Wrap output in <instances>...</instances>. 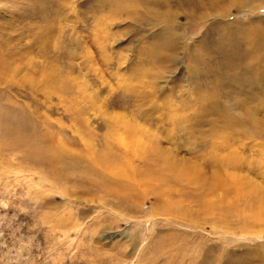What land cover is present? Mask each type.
<instances>
[{
    "label": "rangeland",
    "instance_id": "1",
    "mask_svg": "<svg viewBox=\"0 0 264 264\" xmlns=\"http://www.w3.org/2000/svg\"><path fill=\"white\" fill-rule=\"evenodd\" d=\"M179 2L0 0V264H264V0Z\"/></svg>",
    "mask_w": 264,
    "mask_h": 264
},
{
    "label": "bare ground",
    "instance_id": "2",
    "mask_svg": "<svg viewBox=\"0 0 264 264\" xmlns=\"http://www.w3.org/2000/svg\"><path fill=\"white\" fill-rule=\"evenodd\" d=\"M64 1V0H63ZM149 1V0H148ZM157 2H161L162 4L165 3V0H156ZM203 1H207V6H210L208 8V10H204L203 12L200 13V16H206L209 12L210 9L214 8V0H203ZM221 1H228L229 4L231 2H239V0H221ZM243 1V0H242ZM246 1V0H244ZM122 2V1H121ZM136 2V1H135ZM138 2V1H137ZM252 2V1H251ZM153 3V1H152ZM175 3L179 6H182L181 3L179 2V0H175ZM204 3V2H203ZM203 3H201L203 5ZM228 4V5H229ZM123 5V4H122ZM128 5V4H126ZM126 5H124L125 7H127ZM138 5V4H137ZM224 5V4H223ZM234 5V4H233ZM236 5V4H235ZM124 6H122L123 8H125ZM142 6V5H141ZM165 6V5H164ZM206 6V8H207ZM230 6V5H229ZM242 6V5H241ZM150 7V6H148ZM249 7V6H248ZM146 8V7H144ZM182 8V7H181ZM198 8V7H197ZM253 8V7H252ZM184 9V8H183ZM146 10V9H145ZM148 10V9H147ZM150 10V9H149ZM253 10V9H252ZM145 14V11H143ZM148 12V11H146ZM212 13V12H211ZM227 14V13H226ZM146 15V14H145ZM187 16H191V14L187 15ZM147 17V16H146ZM241 23H243L244 25L239 26L238 24L241 25ZM240 21H234V23H229L227 26L222 27L221 25V33L222 36L227 40V46L228 44L231 45V48L236 47V41L241 43L240 41V37L244 39V44L243 48H244V52L245 54H247V56L249 58H254L257 56V58L260 56L259 52L263 49L264 47V24H250L248 22H241ZM169 28V27H168ZM167 29V28H166ZM169 31V30H167ZM164 32V31H163ZM166 32V30H165ZM162 33V32H161ZM165 34V33H164ZM173 34V33H172ZM232 34V36H231ZM173 36H177V35H173ZM172 36V37H173ZM177 38V37H174ZM173 38V39H174ZM179 40V39H178ZM240 40V41H239ZM157 43V42H156ZM238 44V43H237ZM226 46V47H227ZM238 47V46H237ZM227 49V48H226ZM225 50V47H224ZM229 50V49H228ZM226 53V51H225ZM239 53V52H238ZM258 54V55H257ZM229 55V54H228ZM240 55L242 56V52H240ZM232 56V55H231ZM234 56V55H233ZM246 56V55H245ZM244 56V57H245ZM231 58V57H230ZM247 59V58H245ZM234 60V59H233ZM236 60V59H235ZM238 61V60H237ZM243 61V59H242ZM245 62V61H244ZM239 63V62H238ZM237 62H235V64H238ZM249 63V62H248ZM247 63V64H248ZM245 64V63H244ZM239 65V64H238ZM246 65V64H245ZM250 65V64H249ZM245 68V67H244ZM249 73V72H248ZM234 77V76H233ZM246 78V77H244ZM256 83V82H255ZM258 92V91H257ZM259 93V92H258ZM250 103V102H249ZM250 105V104H249ZM247 108V107H246Z\"/></svg>",
    "mask_w": 264,
    "mask_h": 264
}]
</instances>
